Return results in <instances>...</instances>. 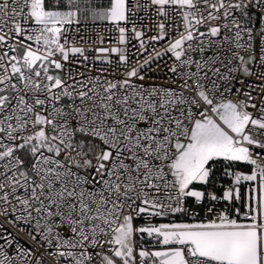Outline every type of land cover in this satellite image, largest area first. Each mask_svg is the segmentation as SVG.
<instances>
[{
	"label": "snow or ice",
	"instance_id": "snow-or-ice-1",
	"mask_svg": "<svg viewBox=\"0 0 264 264\" xmlns=\"http://www.w3.org/2000/svg\"><path fill=\"white\" fill-rule=\"evenodd\" d=\"M149 8L180 17L164 52L177 87L134 82L151 58L115 80L66 71L88 60L74 33L89 22L120 44L131 23L144 49ZM251 9L264 22V0H0V264H264V27L261 83L235 75L256 74L236 15ZM178 214L193 222H152Z\"/></svg>",
	"mask_w": 264,
	"mask_h": 264
},
{
	"label": "built area",
	"instance_id": "built-area-1",
	"mask_svg": "<svg viewBox=\"0 0 264 264\" xmlns=\"http://www.w3.org/2000/svg\"><path fill=\"white\" fill-rule=\"evenodd\" d=\"M106 3L107 0H104ZM240 20L241 26L244 29L250 28L252 29L253 35V52L252 54L257 57V61L255 64L249 65L252 68L253 72L256 73L252 76H244L240 73H235L239 77L245 81L246 84H251L254 88L256 85L260 84L261 81L258 80L257 76L260 71L259 68V55H260V31L261 28L264 27V22L261 21L260 16L261 13L257 9H251L249 11L248 17H241L239 13L236 14ZM134 22L136 25V29L138 31H143L144 36L141 38L144 41V49L140 48V41L137 40L133 33L131 32L132 24L129 23L127 25L129 31L126 35V43H119L120 33L118 29L109 24L108 22H100L97 21L95 23L89 22L88 24H82L78 27L80 28L79 33H74L77 40V46H81L85 49V55L88 56V60H83V58H79V60H75L70 57V60L66 63V71H71L73 75H75L78 80H87L89 77L95 78L99 77L101 80H115L123 77V74L130 70L131 67L143 64L144 60L152 59V62L149 66H147L146 71H143L142 74L145 75V81H135L137 83H144L146 86L149 84L154 85H163L169 87H177L176 84L172 81V74L169 72V68L174 63V57L171 53L164 54L165 49L168 47L169 43L176 38L178 35L176 31V26H180L182 28V23L179 16L173 15L172 19L165 20L163 17L157 16L152 8L148 9L147 15H145L144 11H138L136 17H134ZM161 22L166 24L165 31L169 33L164 39L160 40H151L152 36L159 35V29L157 25ZM205 29H201L204 31ZM235 31V29L233 30ZM243 36V40L247 41L248 37L245 32L241 33ZM71 35V33H70ZM82 37V39H81ZM103 38V42H100V38ZM113 47L125 49L128 54L129 60L127 64H123L119 60V55L115 53H98L96 51L97 48H108L111 49ZM88 49H92L88 51ZM146 49V50H145ZM242 55H245L247 58V53L243 50H240ZM162 53L160 57H156V53ZM210 54V53H209ZM231 55L230 53L228 54ZM99 57V59L97 58ZM235 64L238 65V61H234ZM224 69H222L223 71ZM82 74V75H81ZM72 81L69 79V83ZM233 83H236L233 81ZM236 87H241L238 83ZM259 93V89L253 92L254 96H257ZM67 103V99L64 101ZM216 171V184L220 185L221 183L227 185L231 182V177L224 176L223 169L220 165H217ZM244 172H248L249 170H242ZM243 191V188H242ZM201 216L204 214L201 213ZM172 221L176 222H193L191 217H180L179 214L175 217H156L153 218V223H170ZM5 227L9 229V231L17 234L20 239L19 243L24 245L25 247L32 246L31 241L24 235V233H19L18 228H12L11 225L5 224Z\"/></svg>",
	"mask_w": 264,
	"mask_h": 264
},
{
	"label": "trees",
	"instance_id": "trees-1",
	"mask_svg": "<svg viewBox=\"0 0 264 264\" xmlns=\"http://www.w3.org/2000/svg\"><path fill=\"white\" fill-rule=\"evenodd\" d=\"M249 168H250V166H243V165L240 167V169H242V170H249Z\"/></svg>",
	"mask_w": 264,
	"mask_h": 264
},
{
	"label": "crops",
	"instance_id": "crops-1",
	"mask_svg": "<svg viewBox=\"0 0 264 264\" xmlns=\"http://www.w3.org/2000/svg\"><path fill=\"white\" fill-rule=\"evenodd\" d=\"M150 238H148V237H145V240L147 241V240H149ZM153 244L155 243L154 241L152 242ZM150 246V245H149Z\"/></svg>",
	"mask_w": 264,
	"mask_h": 264
}]
</instances>
